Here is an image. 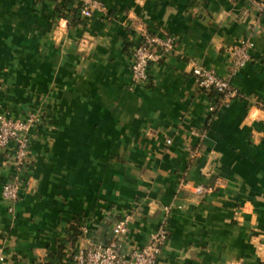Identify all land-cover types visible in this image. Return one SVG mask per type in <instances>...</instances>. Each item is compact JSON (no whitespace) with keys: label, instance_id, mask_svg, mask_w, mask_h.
<instances>
[{"label":"crops","instance_id":"obj_1","mask_svg":"<svg viewBox=\"0 0 264 264\" xmlns=\"http://www.w3.org/2000/svg\"><path fill=\"white\" fill-rule=\"evenodd\" d=\"M98 1L86 19L77 0H0V114L41 116L15 216L2 197L14 166L0 156V264H47L62 246L73 264L114 240L127 214L126 255L168 216L157 264H264V10L254 0ZM145 32L174 36L178 49L132 87ZM248 37L252 59L232 80L240 97L211 115L193 68L228 76V49ZM183 180L215 190L199 195Z\"/></svg>","mask_w":264,"mask_h":264},{"label":"built area","instance_id":"obj_2","mask_svg":"<svg viewBox=\"0 0 264 264\" xmlns=\"http://www.w3.org/2000/svg\"><path fill=\"white\" fill-rule=\"evenodd\" d=\"M261 10H264V0H254ZM83 18H91L93 12L100 7L98 0H77ZM255 43L251 38H242L228 49L230 73L228 76L219 74L215 69L196 64L192 75L197 87L210 97L208 111L214 115L221 107L228 105L240 97L233 86V77L241 71L252 59L251 51ZM177 39L169 34L145 32L141 43L135 48L131 64L132 87L146 86L151 80V66L177 53ZM41 123L38 113H30L24 119H15L7 114H0V156L14 166V174L3 183L2 197L8 204V211L15 216L17 206L21 201L23 175L26 171L31 148L32 132ZM172 140L168 139L167 144ZM200 155L197 149L191 151V158ZM182 189H190L199 195L214 192L215 187L206 184H192L183 180ZM169 209H167V214ZM168 217V216H167ZM162 221L157 230L150 234L143 247L133 250L129 255L123 253L119 238L129 232L132 215L127 214L114 226V240L107 244H94L85 250H80L73 264H157L169 238L168 219ZM4 256L0 252V263Z\"/></svg>","mask_w":264,"mask_h":264},{"label":"trees","instance_id":"obj_3","mask_svg":"<svg viewBox=\"0 0 264 264\" xmlns=\"http://www.w3.org/2000/svg\"><path fill=\"white\" fill-rule=\"evenodd\" d=\"M81 12L80 7L77 8L76 12ZM64 253H63V246L61 247L60 251L57 254H51L49 256V261L47 264H62L63 258H64Z\"/></svg>","mask_w":264,"mask_h":264},{"label":"clouds","instance_id":"obj_4","mask_svg":"<svg viewBox=\"0 0 264 264\" xmlns=\"http://www.w3.org/2000/svg\"><path fill=\"white\" fill-rule=\"evenodd\" d=\"M62 23H66V22H62Z\"/></svg>","mask_w":264,"mask_h":264}]
</instances>
